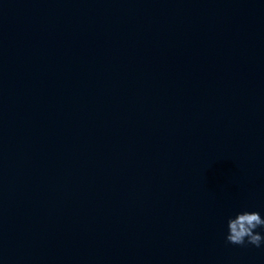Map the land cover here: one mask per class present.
Here are the masks:
<instances>
[{
    "label": "water",
    "instance_id": "obj_1",
    "mask_svg": "<svg viewBox=\"0 0 264 264\" xmlns=\"http://www.w3.org/2000/svg\"><path fill=\"white\" fill-rule=\"evenodd\" d=\"M244 210L264 0H0V264H264Z\"/></svg>",
    "mask_w": 264,
    "mask_h": 264
},
{
    "label": "clouds",
    "instance_id": "obj_2",
    "mask_svg": "<svg viewBox=\"0 0 264 264\" xmlns=\"http://www.w3.org/2000/svg\"><path fill=\"white\" fill-rule=\"evenodd\" d=\"M228 233L227 242L235 245H264V232L257 229H264V216L259 211L244 210L229 217L227 221Z\"/></svg>",
    "mask_w": 264,
    "mask_h": 264
}]
</instances>
